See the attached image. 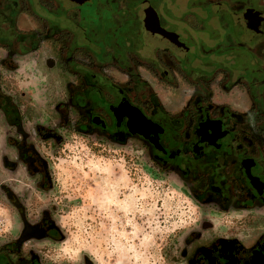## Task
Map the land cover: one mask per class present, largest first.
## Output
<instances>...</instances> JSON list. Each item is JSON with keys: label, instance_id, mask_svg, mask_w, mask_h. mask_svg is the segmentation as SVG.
I'll return each instance as SVG.
<instances>
[{"label": "flooded vegetation", "instance_id": "obj_1", "mask_svg": "<svg viewBox=\"0 0 264 264\" xmlns=\"http://www.w3.org/2000/svg\"><path fill=\"white\" fill-rule=\"evenodd\" d=\"M100 1L36 0L46 14L74 24L64 27L30 14L26 0H4L0 65L14 70L15 58L47 43L56 55L48 68L59 65L76 79L64 101L76 114V128L116 143H142L202 203L264 208V0H107L106 7L95 6ZM87 3L94 4L95 27L88 26L97 37L91 51L71 33L81 27L78 14ZM23 13L40 28L21 32L15 20ZM143 73L168 99L176 98L163 102ZM213 87L232 92L237 103L215 102ZM4 107L0 111L18 123L14 108ZM24 154L42 172L39 157ZM43 225L45 235L55 232ZM16 251L0 247V264H17ZM189 264H264V226L203 244Z\"/></svg>", "mask_w": 264, "mask_h": 264}, {"label": "rangeland", "instance_id": "obj_2", "mask_svg": "<svg viewBox=\"0 0 264 264\" xmlns=\"http://www.w3.org/2000/svg\"><path fill=\"white\" fill-rule=\"evenodd\" d=\"M26 4L45 22L74 25L46 14L36 0ZM87 6L78 14L81 27L71 33H79L80 45L91 51L97 46L88 26L94 4ZM28 14L16 17L21 32L40 28ZM40 45L38 52L15 58L14 70L0 65V87L18 118L15 123L0 111V247H14L17 264H189L203 244L264 226V208L223 210L196 200L142 143L77 130L73 108L64 106L76 79L59 65L48 68L55 52ZM143 77L163 102L176 98L168 99L147 73ZM212 91L215 102L237 103L232 92ZM28 150L39 157L42 172L24 154ZM42 225L55 232L45 235Z\"/></svg>", "mask_w": 264, "mask_h": 264}, {"label": "trees", "instance_id": "obj_3", "mask_svg": "<svg viewBox=\"0 0 264 264\" xmlns=\"http://www.w3.org/2000/svg\"><path fill=\"white\" fill-rule=\"evenodd\" d=\"M0 101H1V105H0V108H2V109H5L6 107H4L5 105L7 106V105H9V108L11 109L12 107L14 108V110L16 109L15 108V105H13V103H12V100H11V98L10 97H8V96H6L3 92H2V90L0 91ZM8 103V104H7ZM9 109V110H10ZM3 112V111H2ZM77 130H81L82 132H86V133H90V132H92V130L90 129V128H87V129H79V128H77Z\"/></svg>", "mask_w": 264, "mask_h": 264}]
</instances>
